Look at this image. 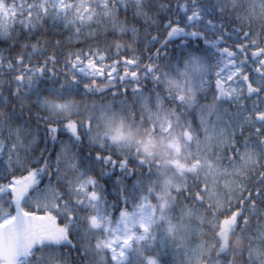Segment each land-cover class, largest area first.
I'll use <instances>...</instances> for the list:
<instances>
[{
    "label": "snow or ice",
    "instance_id": "obj_1",
    "mask_svg": "<svg viewBox=\"0 0 264 264\" xmlns=\"http://www.w3.org/2000/svg\"><path fill=\"white\" fill-rule=\"evenodd\" d=\"M0 264H264V0H0Z\"/></svg>",
    "mask_w": 264,
    "mask_h": 264
}]
</instances>
